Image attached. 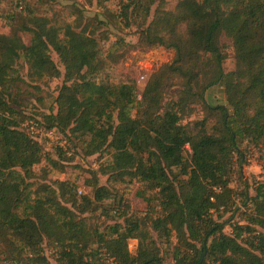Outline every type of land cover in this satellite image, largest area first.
Here are the masks:
<instances>
[{"label":"trees","instance_id":"obj_1","mask_svg":"<svg viewBox=\"0 0 264 264\" xmlns=\"http://www.w3.org/2000/svg\"><path fill=\"white\" fill-rule=\"evenodd\" d=\"M23 2L14 0V11L0 14L14 24L0 33V253L16 264H52L43 253L46 244L55 264H165L166 245L168 264H264V174L251 184L240 174L245 147H256L264 158V0H176L173 10L160 0L148 22L154 0H127L120 16L138 27L137 44L173 50L139 91L133 80H97L125 51L102 56L79 8L60 30ZM20 32L30 34L27 44ZM221 36L233 48L235 66L228 71ZM19 58L31 80L62 77L39 119L8 102ZM217 84L225 104L205 99ZM195 104L204 115L183 123ZM25 120L63 136L52 146L60 159H70L71 139L84 156L111 150L110 161L90 171V194L77 195L71 180L47 183L46 170L33 182L32 167L41 159L62 166L21 127ZM236 170L239 192L230 185ZM97 174L114 181L127 176L154 190L158 214L146 221L121 212L120 222L99 229L85 216L102 210L111 196ZM129 239H136L134 253Z\"/></svg>","mask_w":264,"mask_h":264},{"label":"rangeland","instance_id":"obj_2","mask_svg":"<svg viewBox=\"0 0 264 264\" xmlns=\"http://www.w3.org/2000/svg\"><path fill=\"white\" fill-rule=\"evenodd\" d=\"M23 1L25 7L29 6L36 13L46 16L50 23L60 30L65 24L74 22L76 13L74 8H79L83 14V22H88L86 30L94 31L98 42V49L102 56H106L108 53L120 54L121 51H125L122 57L118 58L117 62L108 63L105 69L97 74V80H107L115 83L133 80L139 91L142 89L148 76L160 65L167 63L173 57V50L171 48L159 45L142 47L137 44L138 27L136 24L129 23L127 19L120 16L122 6L127 0H105L103 6L95 5V0H92V4H88L85 0ZM159 1L154 0V3L151 5L147 22L151 19L153 10L157 7ZM161 2L163 9L173 10L176 0H161ZM11 11H14V0H0V14L4 13L5 15L6 12L10 13ZM2 16L0 15V33H9L14 29V24L8 25ZM97 20L102 21V23H99ZM20 36L25 44L29 42V33L20 32ZM220 42L225 52L223 68L225 71H228L235 66L233 48L230 40L225 36L220 37ZM130 45H133V47H130ZM50 57L62 72V65L53 51L50 52ZM15 69L17 79L9 89L8 102L24 116L39 119L41 113L48 112V108L52 105L62 77L43 76L38 80H31L27 76V66L22 58L18 59ZM171 97L173 96L167 95L165 98L168 100ZM205 99L210 104H225L222 85L217 84L210 87L205 92ZM193 108L192 113L182 120L183 123L199 119L204 115L199 104H195ZM213 121V119H209L207 125L210 126ZM60 138L63 140V136L55 132L53 142L44 138L40 141L44 151L49 152L62 168H51L44 159H41L39 163L32 167L36 174L33 182L41 181L40 175L43 173V170H46L44 180L47 183L56 179L71 180L77 186V195L90 194V186L87 185L91 179L90 171L96 170L103 162H109L111 150L108 149L100 154L84 156L79 148L74 147L71 139V143H69L71 157L70 159L63 160L57 157L52 150V146L57 144ZM254 148H244L246 161L240 170V174L247 178L250 184L262 179L264 174V158L260 154V151H257L256 147ZM184 155L187 156L188 152L185 151ZM179 176L182 177V175ZM106 179V175L97 174V184L106 185L110 189V198L102 201V210L99 208L93 212L85 213V216L89 217V221L98 226L99 229H102L105 225L120 222L122 220V217L119 215L121 212H124L126 215L143 218L146 221L149 217H155L158 214L159 207L155 199L156 193L154 190H145L144 184L137 179H130L127 176L121 181ZM230 185L237 192L242 187L239 184L237 170L232 174ZM250 192H252L251 189ZM229 214L230 212H226L221 220L227 218ZM234 214L233 220L238 221L239 211H235ZM224 231L226 233L230 232L228 224L224 226ZM171 240L174 242V238H171ZM127 246L128 250L134 253L136 239H129ZM42 248L49 262L55 264L54 249L46 244H43ZM161 248L164 252V263L168 264L172 262L168 253L170 249L166 245H161ZM0 250H3L1 245ZM0 264L16 263L6 259L4 254L0 253Z\"/></svg>","mask_w":264,"mask_h":264},{"label":"built area","instance_id":"obj_3","mask_svg":"<svg viewBox=\"0 0 264 264\" xmlns=\"http://www.w3.org/2000/svg\"><path fill=\"white\" fill-rule=\"evenodd\" d=\"M21 127L30 135H32L37 140L49 139L51 142H53V135L55 131L53 130H46L45 128L39 126L36 122L33 120H25L22 122ZM63 143V140L60 138V140L57 142L58 145H61ZM56 145V144H54ZM186 149L189 150L188 145H186ZM109 264H114L111 259L108 260Z\"/></svg>","mask_w":264,"mask_h":264}]
</instances>
